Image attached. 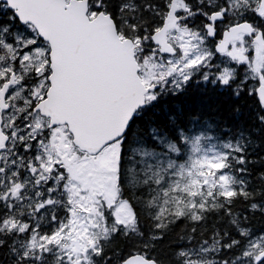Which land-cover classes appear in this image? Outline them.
<instances>
[{"label": "snow or ice", "instance_id": "obj_1", "mask_svg": "<svg viewBox=\"0 0 264 264\" xmlns=\"http://www.w3.org/2000/svg\"><path fill=\"white\" fill-rule=\"evenodd\" d=\"M256 216L264 0H0V264H264Z\"/></svg>", "mask_w": 264, "mask_h": 264}, {"label": "trees", "instance_id": "obj_2", "mask_svg": "<svg viewBox=\"0 0 264 264\" xmlns=\"http://www.w3.org/2000/svg\"><path fill=\"white\" fill-rule=\"evenodd\" d=\"M176 103L184 110L185 116L195 115L203 118L205 122L223 117L224 121L230 126H236L245 121L251 123L250 113L254 112L256 108L254 101L248 96H243L236 101L226 94L200 93L195 90H190ZM234 106L239 107L243 113L239 120L234 115ZM257 167H259V164ZM251 225L256 230L264 228V217L256 216L252 218Z\"/></svg>", "mask_w": 264, "mask_h": 264}]
</instances>
